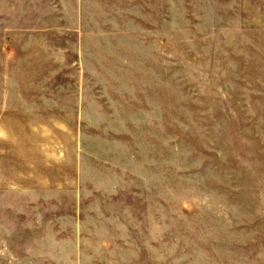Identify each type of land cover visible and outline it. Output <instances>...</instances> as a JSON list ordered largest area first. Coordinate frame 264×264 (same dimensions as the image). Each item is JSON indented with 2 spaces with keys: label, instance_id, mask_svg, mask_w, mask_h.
Masks as SVG:
<instances>
[{
  "label": "rangeland",
  "instance_id": "374dc122",
  "mask_svg": "<svg viewBox=\"0 0 264 264\" xmlns=\"http://www.w3.org/2000/svg\"><path fill=\"white\" fill-rule=\"evenodd\" d=\"M135 3L100 26L114 72L91 83L106 86L60 105L66 191L73 139L85 165L100 162L81 184L82 254L264 264V0H156L155 14L152 0Z\"/></svg>",
  "mask_w": 264,
  "mask_h": 264
},
{
  "label": "crops",
  "instance_id": "0c3cea01",
  "mask_svg": "<svg viewBox=\"0 0 264 264\" xmlns=\"http://www.w3.org/2000/svg\"><path fill=\"white\" fill-rule=\"evenodd\" d=\"M133 1L139 7L146 0ZM124 8L131 0H0V264L118 263L82 254L81 184L83 174L96 176L100 162L85 165L82 143L73 139L74 190L66 191L60 135L67 115L60 105L87 101L73 89L106 86L91 83L102 68L114 72L103 64L116 42L100 26ZM88 116L79 110L73 119Z\"/></svg>",
  "mask_w": 264,
  "mask_h": 264
}]
</instances>
